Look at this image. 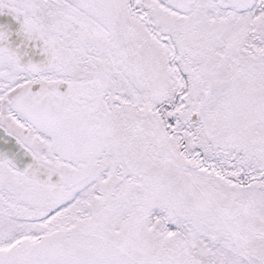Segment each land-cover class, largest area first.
Returning <instances> with one entry per match:
<instances>
[{"label": "snow or ice", "instance_id": "obj_1", "mask_svg": "<svg viewBox=\"0 0 264 264\" xmlns=\"http://www.w3.org/2000/svg\"><path fill=\"white\" fill-rule=\"evenodd\" d=\"M0 264H264V0H0Z\"/></svg>", "mask_w": 264, "mask_h": 264}]
</instances>
